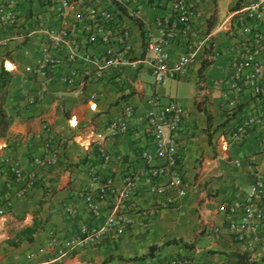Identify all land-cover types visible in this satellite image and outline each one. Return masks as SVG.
Listing matches in <instances>:
<instances>
[{
  "label": "crops",
  "instance_id": "1",
  "mask_svg": "<svg viewBox=\"0 0 264 264\" xmlns=\"http://www.w3.org/2000/svg\"><path fill=\"white\" fill-rule=\"evenodd\" d=\"M102 1L116 5V0ZM199 1L204 14L198 23L214 32L223 54L213 62H198L188 77L178 79L179 84L195 87L190 96L180 100L191 114L184 124L188 137L186 152L180 158L189 182L187 195L173 206L167 194L144 182L136 197L138 209L132 231L115 243L89 246L62 256L53 248L33 257L29 254L47 247L54 232L69 240L82 223H103L104 217L91 216L80 196L90 187L92 177L97 176L98 182L112 178L122 187L130 174L159 163L147 162L141 154L153 148V138L144 131L147 98L165 95L167 81L156 84L143 69H128L126 84L121 87L111 81H89L80 74L76 87L52 82L42 99L24 105L25 96L41 85V78L28 69L37 65L41 27L17 24L0 28V69L4 66L13 74L3 104L10 126L0 137V152L20 158L27 171L33 170V158L45 155L44 143L51 131L53 151L59 158L55 166L38 167L39 183L26 196L14 197L7 212L0 214V264H166L171 256L195 250L197 262L226 264L240 255L242 244L225 228L227 213L220 210V204L249 192L264 171V130L254 129L242 143H226L249 113L251 103L245 94L236 111L224 107L226 82L222 79L232 73L227 50L233 41L219 25L247 0ZM17 6L22 20L32 18L35 24L44 18L50 26L58 24L54 9L40 0H17ZM166 8V4L139 0L117 9L131 32L137 56L144 51L146 31H156L155 21ZM82 46L80 43L83 51L88 47ZM177 49L182 51V45ZM89 50L101 52L103 46H90ZM75 66L83 70L79 63ZM92 94L98 97L93 99ZM129 105L135 109L129 131L107 143L111 160L105 162L92 141L93 133L106 130ZM168 178L162 177L160 183ZM110 203V199L101 203L104 212ZM213 225L222 226L221 235H211Z\"/></svg>",
  "mask_w": 264,
  "mask_h": 264
},
{
  "label": "built area",
  "instance_id": "2",
  "mask_svg": "<svg viewBox=\"0 0 264 264\" xmlns=\"http://www.w3.org/2000/svg\"><path fill=\"white\" fill-rule=\"evenodd\" d=\"M40 1L45 7L54 9L57 25L46 24L44 18L35 24L32 18L22 20L17 0H0V28L17 24L41 27L37 65L28 68L41 78V85L25 96L24 105L42 99L52 82L76 87L80 74L89 81H111L121 87L126 84L128 69H143L151 74L156 84H161L188 77L198 62H213L223 54L214 32L198 23L204 14L199 0H145L153 5L166 4L167 8L155 21L156 31H146L145 47L140 56L136 54L129 28L117 11L121 5L139 0H116V5L102 0ZM219 28L233 41L227 50L232 73L222 79L226 82L224 107L236 111L239 99L245 94L250 96L249 113L226 140V143H242L254 129L264 130V0H247L233 16L221 22ZM80 43L83 48L88 46L87 49L81 50ZM98 45L103 46L101 52L89 50L90 46ZM180 45L182 51L177 49ZM77 63L83 70L75 66ZM65 64L69 66L66 70ZM97 97L92 94L93 99ZM147 105L144 131L153 138V148L144 149L141 157L147 162L159 163L130 174L122 187L112 178L98 182L97 176L92 177L90 187L80 196L91 216L104 217L103 223H82L69 240L54 232L49 245L31 252L30 257L51 248L62 256L89 246L117 242L132 231L134 213L138 209L136 197L144 182H150L157 191L167 194L173 206L187 195L189 182L182 172L180 158L186 152L188 133L184 124L191 114L179 101L166 95L149 96ZM134 115L135 109L129 105L125 114L111 120L106 130L93 133L92 141L105 162L111 160L107 143L129 131ZM47 134L45 155L33 158L36 166L33 170L27 171L20 158L0 152V214L7 212L14 197L26 196L39 183L38 167L50 168L58 163L51 131ZM166 175L168 180L160 183ZM107 199L111 205L104 212L101 203ZM220 210L227 213L225 228L242 244L240 255L226 264H264V171L258 174L249 192H241L239 197L222 202ZM70 212L75 213L73 209ZM222 232V226L210 228L213 237ZM194 252L171 256L166 264H205L196 261Z\"/></svg>",
  "mask_w": 264,
  "mask_h": 264
},
{
  "label": "trees",
  "instance_id": "3",
  "mask_svg": "<svg viewBox=\"0 0 264 264\" xmlns=\"http://www.w3.org/2000/svg\"><path fill=\"white\" fill-rule=\"evenodd\" d=\"M12 79V72L2 66L0 69V137L6 135L10 126V118L3 108V104L8 96V88Z\"/></svg>",
  "mask_w": 264,
  "mask_h": 264
},
{
  "label": "rangeland",
  "instance_id": "4",
  "mask_svg": "<svg viewBox=\"0 0 264 264\" xmlns=\"http://www.w3.org/2000/svg\"><path fill=\"white\" fill-rule=\"evenodd\" d=\"M164 86L165 95L172 97L179 102L180 100H183L184 97L190 96L192 88H195L194 86H191L187 83L179 84L178 79H170Z\"/></svg>",
  "mask_w": 264,
  "mask_h": 264
}]
</instances>
